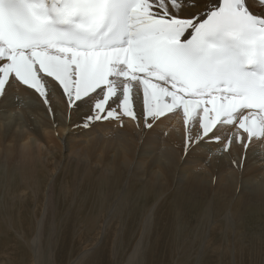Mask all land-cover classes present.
I'll use <instances>...</instances> for the list:
<instances>
[{
  "label": "snow or ice",
  "instance_id": "obj_1",
  "mask_svg": "<svg viewBox=\"0 0 264 264\" xmlns=\"http://www.w3.org/2000/svg\"><path fill=\"white\" fill-rule=\"evenodd\" d=\"M47 83L70 131L129 117L147 145L182 112L184 164L238 146L243 176L264 144V0H0V99L26 86L47 101Z\"/></svg>",
  "mask_w": 264,
  "mask_h": 264
},
{
  "label": "bare ground",
  "instance_id": "obj_2",
  "mask_svg": "<svg viewBox=\"0 0 264 264\" xmlns=\"http://www.w3.org/2000/svg\"><path fill=\"white\" fill-rule=\"evenodd\" d=\"M47 95L45 101L34 90L19 86L7 100L0 99V221L11 226L12 221H28V232L36 237L29 248L34 258L39 254V237L48 244L54 235L51 244L57 249L59 237L70 241L85 235L75 208L78 196L91 202L98 214L88 221L95 224L109 216L117 223H100L102 240L92 252L88 243L71 244V254H84L74 264L92 263L97 258L94 251L110 254L111 248L113 253L111 235L117 236L118 220L128 222L121 232L128 237L131 260H151L150 251L161 244L164 229L174 239L170 248L179 252L172 254L171 262L177 256L173 264H182L195 242L192 253L199 256L197 260L204 258L200 264H244L241 254L246 257L248 252L258 254L259 263L264 264V144L255 156L248 151L243 176L234 163L244 155L238 146L219 154L210 144L212 152L198 153L205 162L190 167L184 164V149L191 125H185L182 112L156 129L145 145L143 124L129 117H123L122 124L105 122L96 132L70 131V123L78 116L69 111L62 89L47 83ZM72 171L78 176L70 180ZM249 177H254L251 183ZM244 221L252 228L245 227ZM188 259L185 264H195Z\"/></svg>",
  "mask_w": 264,
  "mask_h": 264
},
{
  "label": "rangeland",
  "instance_id": "obj_3",
  "mask_svg": "<svg viewBox=\"0 0 264 264\" xmlns=\"http://www.w3.org/2000/svg\"><path fill=\"white\" fill-rule=\"evenodd\" d=\"M47 147H49V145ZM77 176H78V173L76 171H72L69 174V179L71 180L73 177L77 178ZM98 189L101 190V191H104L103 188H101V187H98ZM65 193L66 192H64V194ZM52 197H53V195H52ZM54 197H55V194H54ZM54 197H53V199L55 200ZM74 202L76 204V207L75 208L77 209L76 213L79 215L80 221L83 223V226L86 228L85 235L81 239H79V238H73L70 241H68V238L59 237V239H57V242L55 244L56 246L58 245L57 246L58 247L57 248L58 250L56 248H54L52 246V244H51L52 243V240L55 238L54 235L51 234L49 236V240L51 241V243H48V244H47V242L45 244V241L43 243V240L44 239L42 240V238L39 237V241H38V244H37V251H36V254H38V252H39V254L37 255L38 258H34L33 252H31V250L29 249L30 246L32 245V243L35 241V238L36 237H35V234H33L31 236V234L28 232V229H27L28 221L27 220H16V221H12V226L8 224V221L5 224L3 223V221H0V226H1L0 227V253L3 251L2 254H0V264H2V263L3 264H5V263L6 264H8V263L9 264H18V263L19 264H29V263L30 264H41V263H43V264H72L73 263L74 264V263H76V261L78 260V258H80V256H83L84 254H81L82 252L81 253H78V254L77 253L76 254L75 253L74 254H71L70 253V250H72V249L69 248V246L71 244L76 243V244H78V245L81 246V244L88 243L89 244V247L91 248V252L93 250H95L98 241L102 240V238H101L102 229H100L101 228L100 227V223L106 221L107 224H114V225H116L117 222H115V223L111 222V218L109 216H107L106 219H104V220L103 219H100L97 223L93 224L90 221H88L87 219L88 218H91V217L92 218L93 217L95 218L96 216H98L97 212L92 209L94 205H92L91 202H88V200H86L85 198H83L82 200L79 199L78 196H76V198H74ZM3 211H5V210H2V212ZM1 222H2V225H1ZM247 222H248V219H247ZM82 223L79 224V227L82 225ZM118 223H120V225H119V231L117 232V230H116V232H115V233H117L116 238L113 236L114 234L111 235V239H115L114 240L115 241V248L113 250V253H112L111 248H110V254H108L106 251H101V250L100 251H94V253L97 254V258L94 260V261H96L95 264H152V263L153 264H173L172 262L177 258V256L171 262L172 254L176 255V254H179V252L174 253L173 252V249L170 248L172 246V242L174 241V239L172 237V234H170L167 230H164L163 229V236H162L163 238L162 237H161L162 239L160 238L161 244L155 250L150 251L151 254H152V255L150 254L152 256L151 260H147L148 258L146 259L147 261L146 260L142 261L139 258L138 259L136 258L135 260H131L133 254H132V249H129V246H130L129 243L126 241L128 239V237L121 232L122 227L123 226H126L128 224V222H123L122 220H118ZM195 223H196L195 220H193V222H192V228L194 230H196V226H197V224H195ZM250 223H252L254 225L253 222H250ZM18 224H19L20 227L18 226ZM194 224H195V226H194ZM243 224L245 225V227L247 226V228H252L251 226L248 225L249 223H246L245 222ZM2 227L4 228L3 230H5L7 233H3L2 232ZM114 230H115V228L113 229V232H114ZM161 231H162V229H161ZM8 233H9V235H7ZM12 234H13V239H12ZM131 235H132V233H131ZM9 236H11L10 238L12 239V242H11ZM15 236L18 238V240H17V238ZM167 237H169V238H167ZM21 238H23V239H21ZM170 238H172V239H170ZM28 239H29V242H28ZM155 239H158V238L156 237ZM166 239L169 240V242ZM261 239H262L261 241L263 242V237ZM41 240H42V242H41ZM63 240H66L67 242H65L63 244V246H62V241ZM22 241H24V242L22 243ZM166 241H167V244H164V243H166ZM6 242H8V243H6ZM58 243L61 244V245H59ZM6 244L9 245V246H7ZM170 244H171V246H170ZM13 245H15V247L16 246L17 247L14 249L13 248ZM27 245H28V247H27ZM45 245H47V247ZM155 245H157V243H155ZM196 246H197V242H195V243L192 244V246L189 248V251L190 252H189V254H187L183 258V261L184 262L182 264H185L186 260H189L188 259L189 256L192 259V260L190 259V262L195 260L194 261L195 264H200L204 260V258L201 260L202 257L199 260H197L199 256L196 253H192L195 250ZM40 247H41V249H40ZM165 247H166V249H165ZM210 247H211V245L208 246V248H210ZM6 248H7V251H6ZM8 248H10V249H8ZM18 248H19V250H18ZM151 248H153V246ZM232 248L233 247L231 246L230 249H232ZM11 250H15L16 252L14 251L13 252L14 254H13L11 252ZM17 250L18 251L23 250V251L22 252L20 251L21 252L20 253ZM155 251H157V253ZM231 251H233V250H231ZM8 252L10 253L9 256H8ZM25 252L27 253V256L25 255ZM23 253H24V257H23L24 260H23V258H20V256L23 255ZM28 253L31 255V257L28 255ZM159 253H160V255H159ZM250 253L251 252H248V254L246 255L247 259L245 257V253H242L241 254V257L240 258L243 260L242 263H244V264H246V263H248V264H258L259 261H260L259 260L260 258L258 257V254H255L254 255V253L253 254L252 253L250 254ZM15 254L17 255L16 257L14 256ZM56 254H57V256H56ZM5 255H6V257H5ZM12 255H13V257H12ZM192 256L193 257H196V258H193ZM1 257H2V259H1ZM8 258H9L10 261L8 260ZM15 258L18 259V260H20V261L16 260ZM62 258H63V260H62ZM67 258H69V260ZM30 259H32V260H30ZM55 260L58 261V262H56ZM102 260H103V262H102ZM22 261H24V262H22ZM26 261H29V262H26ZM31 261H32V263H31ZM73 261H75V262H73ZM94 261L92 263H90V264H94ZM150 261H152V262L150 263ZM206 261H208V260H206ZM86 262L87 261H84L81 264H85ZM188 263L189 262H187L186 264H188ZM230 263L231 264H234L232 262H230ZM259 264H261V262Z\"/></svg>",
  "mask_w": 264,
  "mask_h": 264
}]
</instances>
